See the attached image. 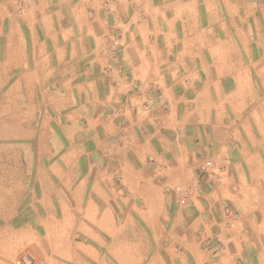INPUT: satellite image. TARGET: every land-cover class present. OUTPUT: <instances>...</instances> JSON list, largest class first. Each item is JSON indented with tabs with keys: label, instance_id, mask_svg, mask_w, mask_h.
Here are the masks:
<instances>
[{
	"label": "crops",
	"instance_id": "crops-1",
	"mask_svg": "<svg viewBox=\"0 0 264 264\" xmlns=\"http://www.w3.org/2000/svg\"><path fill=\"white\" fill-rule=\"evenodd\" d=\"M157 9L146 0H2L0 74L9 75L27 145L12 147L18 160L0 161V218L32 217L37 187L46 215L59 203L97 240L119 232L114 203H143L136 215L154 233V264H264L251 119L234 129L235 95L226 88L250 86V72L220 69L190 31L177 51ZM207 159L210 189L199 179Z\"/></svg>",
	"mask_w": 264,
	"mask_h": 264
},
{
	"label": "rangeland",
	"instance_id": "rangeland-1",
	"mask_svg": "<svg viewBox=\"0 0 264 264\" xmlns=\"http://www.w3.org/2000/svg\"><path fill=\"white\" fill-rule=\"evenodd\" d=\"M129 1L138 3L143 0ZM146 1H149L153 7H159L154 11L161 22L165 21L167 24L163 27L159 26V29L164 28L167 33L171 31L177 35V51L185 45L184 37L190 31L201 37L202 41L196 42L198 49H201L202 45L204 49H211V53L217 57L216 65L220 69L227 73L234 72L230 74L236 78L241 71L250 72V86L247 87L243 82L233 85L231 81L226 84V88L228 92L233 90L231 92L235 95L234 117L238 120L234 123V129L241 130L239 122L241 119L244 120L248 116L251 119L249 128L255 140L254 143H248V147L255 150V159L252 162L257 166L252 170L254 182L258 183L255 198L259 210L264 212V0ZM1 3L2 0H0V18ZM130 12L133 16V11ZM139 14L140 18L147 17L142 11ZM1 33L6 31L0 25ZM2 45L3 43H0V49ZM194 50L196 52L197 49ZM9 82L8 74H0V161L2 163L18 160L17 150L12 147L20 149L22 146L24 150L27 145L25 136L18 137L24 135L25 123L20 126L17 118L21 117V113L10 105ZM242 95L252 106L245 107L241 104ZM253 115L258 121L253 120ZM241 132L245 135L244 131ZM244 141L245 138L242 142ZM31 145L35 150L41 149L36 139H33ZM40 157L41 155L35 151L33 154L35 177L41 176ZM20 161L29 162V155L23 152ZM206 162H210L212 167L207 173H200L199 179L210 189L214 182L212 173L214 164L207 159L202 162L201 167ZM7 168L3 170V176H8ZM241 173L245 178L244 169H241ZM245 179L249 182L247 177ZM38 189L35 187L32 217L29 215L30 212L24 211L23 217L0 218V264H154L152 259L154 233L152 228L147 229L139 222L136 215V211L143 203L129 201L114 203V221L119 232L113 235L99 233L97 240H92L84 230L89 228L85 218L76 216L73 219L63 216L58 209L59 203L51 201L49 215H46L41 210L43 202ZM182 199H186V194ZM66 204L71 210L75 206L74 202ZM225 210L229 212V208ZM258 215L259 218H255L256 223L263 219L260 217L261 214ZM150 225L154 226L152 222ZM87 248L96 253L97 261L92 260L93 256L91 257Z\"/></svg>",
	"mask_w": 264,
	"mask_h": 264
},
{
	"label": "built area",
	"instance_id": "built-area-1",
	"mask_svg": "<svg viewBox=\"0 0 264 264\" xmlns=\"http://www.w3.org/2000/svg\"><path fill=\"white\" fill-rule=\"evenodd\" d=\"M212 167V164L210 162H206L200 169L202 174H205L208 172V170Z\"/></svg>",
	"mask_w": 264,
	"mask_h": 264
},
{
	"label": "bare ground",
	"instance_id": "bare-ground-1",
	"mask_svg": "<svg viewBox=\"0 0 264 264\" xmlns=\"http://www.w3.org/2000/svg\"><path fill=\"white\" fill-rule=\"evenodd\" d=\"M8 242V241H7Z\"/></svg>",
	"mask_w": 264,
	"mask_h": 264
}]
</instances>
